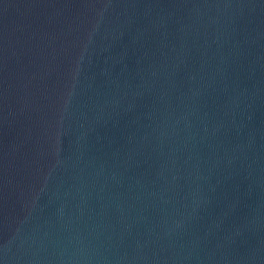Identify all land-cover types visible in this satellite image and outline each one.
<instances>
[{
	"label": "water",
	"instance_id": "1",
	"mask_svg": "<svg viewBox=\"0 0 264 264\" xmlns=\"http://www.w3.org/2000/svg\"><path fill=\"white\" fill-rule=\"evenodd\" d=\"M0 264H264V0H0Z\"/></svg>",
	"mask_w": 264,
	"mask_h": 264
}]
</instances>
